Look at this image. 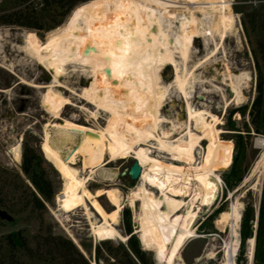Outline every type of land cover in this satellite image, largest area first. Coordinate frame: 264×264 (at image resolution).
Wrapping results in <instances>:
<instances>
[{
    "label": "rangeland",
    "instance_id": "1",
    "mask_svg": "<svg viewBox=\"0 0 264 264\" xmlns=\"http://www.w3.org/2000/svg\"><path fill=\"white\" fill-rule=\"evenodd\" d=\"M98 1L99 4L77 6V10L75 8L68 18L78 16L83 20L82 18L97 13L106 15L110 7L109 1ZM118 1L123 2L124 0ZM229 1L232 4L234 23L232 32H229L226 40L220 45L219 54L209 58L207 62L205 61L207 55L214 50L215 43L219 42L218 36H215V42L209 38V41H206L204 37L195 38L188 70L191 71L201 61L205 62L195 72L194 79H197L198 84H195L191 89L193 91L189 89L193 96V106L197 113L198 123H194L193 132L202 134L213 127L224 131L221 137L234 143L233 164H235H232L230 169L219 173L222 183L219 184L216 199L209 206H203L197 214L192 226L194 237L187 240L176 264H224L226 243L232 241L230 212L232 204L237 202L242 205L243 210L241 211L240 242L236 264H247L249 240H254L255 245L252 264H264V220L260 218L264 201V175L261 180L260 193L251 191V184L238 189L260 154V150L255 147V141L258 138H264V101L260 117L256 119L253 113V104L259 95L258 85L261 79L264 100V0ZM179 11L180 14H183L186 9L181 8ZM78 12L81 15H78ZM196 16L201 18L200 14H196ZM47 37L48 33L37 34L15 27L0 28V251L5 258L9 255L10 247L7 245L6 238L14 232H23L24 236L32 241L41 228L40 218H42L45 232L50 229L53 234L70 239L76 246L78 245L79 250L83 251L88 259L92 260L93 264L96 246L105 239L99 237L95 240L82 208L70 214L59 211L56 198L64 187V181L54 167L46 161L41 151V144L46 134L49 142L57 141L59 131L57 128L65 129L71 125L80 128L88 126L95 131L89 132L86 144L72 159L73 166L82 177H85L90 169L107 161V139L104 131L110 114L99 111L94 104L104 94L108 105L112 109L119 110L118 112L124 116V120L121 121L120 133L127 135L128 141L135 147L139 146L140 135L136 131L130 132L128 129L126 119L135 117L129 99L116 97L108 88L104 90L101 82L94 75V67L86 59H81L79 63L73 62L74 67L71 64V66H66L65 74L58 79L61 86L54 84L56 87L53 90L60 93L68 104L60 112L61 119H53L42 105L43 97L48 94L49 90L44 87L37 89L27 84L38 86L52 84L54 70L50 65L48 66L47 61L54 62L58 51L54 48L52 53L47 56L48 58L44 60L46 66H39L32 58L26 56V51H24L30 39L42 44L47 40ZM177 62L182 64L179 59ZM159 73L163 89L156 91L148 98V103L140 113L150 128H152L155 117L167 119L170 123L163 124L161 128L176 137L177 131L186 128L188 121L186 103L175 88L169 87L175 79L174 67H162L159 69ZM239 74L245 77V82L241 86L244 100L238 102L232 99L233 93L230 88L224 86V82L226 85L232 76ZM166 87H169V90L164 91ZM227 101H229L228 108H226ZM93 114L96 116L95 118ZM255 120L256 123H254ZM174 122L182 124L183 128L174 130L172 126L176 125ZM51 124L53 125L50 126ZM158 132L161 134L160 130ZM72 135V140L78 144L79 136ZM143 138L141 142L144 149L151 145L152 148L149 151L153 152L152 155L170 162V156L161 154L159 150L155 149L156 143L153 139H145L144 136ZM214 140V138H209L197 150V164L202 161V155L208 142ZM147 142H150V145ZM24 144L39 149L44 160L45 177L52 182L55 191L53 201L47 205V211L42 214V217H39V213H34L28 206L29 194L22 185L29 184L27 177L21 171ZM63 148L64 152H67L66 146ZM17 154L21 157L20 161L16 158ZM132 163V158L114 162L108 167V171L97 172L94 181L87 184L88 190L96 194L111 187L101 183L102 178L115 179L116 187H114L119 191L123 203V209L115 227L123 236H128L126 234L127 223L130 225L133 235L139 227L137 221L140 204L136 201L132 207L129 201V196L140 184L139 181H132L128 175ZM232 169L234 171L229 174ZM227 174L233 184L231 188L223 179V176ZM237 189L238 191L234 193L233 197H230L229 192H234ZM153 191L155 196H160L158 189ZM99 202L107 211L113 209L106 197L99 198ZM195 207L198 211L196 205ZM185 209L186 207L182 210L183 214L187 210ZM248 209L251 211L250 237L243 242L242 221ZM127 214L129 221H127ZM92 219L95 225L100 223V219L94 213ZM135 237L146 255L148 264H156L154 252L145 249L138 234ZM111 241L115 246L122 244L127 247L128 240L123 242L112 239Z\"/></svg>",
    "mask_w": 264,
    "mask_h": 264
},
{
    "label": "bare ground",
    "instance_id": "2",
    "mask_svg": "<svg viewBox=\"0 0 264 264\" xmlns=\"http://www.w3.org/2000/svg\"><path fill=\"white\" fill-rule=\"evenodd\" d=\"M108 1L110 7L106 15L97 13L93 16L88 15L82 18L83 20L78 16H72L59 28L50 31L44 43L35 42L34 39L28 41L24 50L26 56L32 58L39 66L47 65L44 60L54 48L58 51V55L54 62L47 61L48 66L50 65L54 70L51 85H27L49 90L43 97L42 105L53 119L59 120L60 112L66 108L68 102L60 93L53 90L56 87L54 84L61 86L58 79L65 74L66 66L86 59L94 67V75L101 82L104 90L108 88L116 97L129 99L135 117L126 119L127 125L130 132L139 133V146L135 147L128 141L127 135L120 133L124 116L118 112L119 110L112 109L108 105L104 94L94 104L99 111L110 114L104 131L107 139V161L90 169L85 177H82L73 166L72 159L86 144L89 132L95 131L88 126L80 128L71 125L65 129L57 128L59 130L57 141L49 142L46 134L41 144V151L46 161L64 181V187L56 198L59 211L70 214L82 208L95 240L100 237L110 241L118 239L126 242L128 236H123L115 227L123 209L121 196L115 188V179L108 180L101 177V183L111 187L96 194L88 190L87 184L94 181L97 172L108 171V167L114 162L127 158L136 161L141 168L137 180L140 184L129 196L132 207L136 201L140 204L137 221L139 227L135 233L139 235L145 249L154 252L156 264H176L187 240L194 237L192 226L197 214L203 206H209L216 199L219 184L222 183L219 173L230 169L233 164L234 143L221 137L224 131L213 127L202 134L195 130L193 132L194 123H198L193 96L189 89H193L194 85L198 84L197 79H194L195 72L205 62L201 61L191 71L188 70L195 38L204 37L206 41L210 39L215 42V36H218L219 42L215 43L214 50L207 55L205 61L219 54L221 43L226 40L233 27L232 4L229 0ZM86 4H99V1L83 3L84 6ZM181 8L186 9L183 14L179 13ZM196 14H200L201 18ZM90 44L94 46L93 49H89ZM90 50L94 54L86 55ZM177 59L182 64H178L180 62H177ZM109 60L111 63H108ZM169 66H173L175 70L174 82L169 87L175 88L182 95L188 118L186 128L184 126L183 130H181L183 125L180 123L174 122L176 125H172L174 130H181L175 131L176 137L161 128L163 124L170 123L167 119L155 117L150 128L140 113L148 103V98L163 89L159 69ZM244 80L245 77L239 74L232 76L226 85L223 81L224 86L231 89L233 100L239 102L243 99L241 86ZM169 87L164 88V91L169 90ZM228 107L229 101L226 103V108ZM93 116L96 117L94 114ZM72 134L79 136L78 144L72 140ZM141 134L145 139H153L156 143L155 149L161 154L170 156V162L152 155L153 152L149 151L152 148L150 142H147L150 146L144 149ZM209 138L215 140L208 142L202 161L197 164V150ZM63 146H66L67 152H64ZM255 147L260 150V154L238 189L251 184V191L260 193L264 175V138H258ZM16 158L19 160L21 157L17 154ZM155 189H158L160 196H155L153 191ZM238 189L234 192L230 191V197H233ZM103 196L113 207L111 211H107L99 202V198ZM189 199L190 201L187 202ZM185 207L187 210L185 209L186 212L183 214L182 210ZM242 210V205L238 202L232 204L230 212L232 241L226 243L224 264H236ZM93 213L100 219L98 225L93 223ZM254 246V240H249L250 264L253 261Z\"/></svg>",
    "mask_w": 264,
    "mask_h": 264
},
{
    "label": "trees",
    "instance_id": "3",
    "mask_svg": "<svg viewBox=\"0 0 264 264\" xmlns=\"http://www.w3.org/2000/svg\"><path fill=\"white\" fill-rule=\"evenodd\" d=\"M89 1L96 0H0V28L15 27L37 34H47L63 25L77 6ZM262 83L261 79L258 85L259 95L253 104L256 119L260 117L264 101ZM23 147L21 171L30 185H22L29 194L28 206L42 217L47 211V205L53 201L54 187L45 177L44 160L39 149L28 144ZM233 169L229 174H232ZM223 179L230 188L233 187L228 174L224 175ZM250 217L251 211L248 209L242 221L243 242L250 237ZM128 218L127 214V221ZM260 218L264 220V201ZM40 219L41 228L32 241L28 240L23 232H14L7 236L10 253L5 258L0 251V264H92V260L86 258L70 239L55 235L50 229L45 232L43 220ZM126 234L129 236L127 247L122 244L115 246L110 240L100 242L95 250L96 264H148L146 255L128 223Z\"/></svg>",
    "mask_w": 264,
    "mask_h": 264
},
{
    "label": "water",
    "instance_id": "4",
    "mask_svg": "<svg viewBox=\"0 0 264 264\" xmlns=\"http://www.w3.org/2000/svg\"><path fill=\"white\" fill-rule=\"evenodd\" d=\"M72 12H71V14H72ZM140 174H141V168L139 167V164L136 161H133L132 166L130 167L129 172H128L130 179L132 181H137ZM134 235H136V233H134ZM83 255L87 258V256L84 253H83ZM93 262L96 264L95 256L93 258Z\"/></svg>",
    "mask_w": 264,
    "mask_h": 264
},
{
    "label": "snow or ice",
    "instance_id": "5",
    "mask_svg": "<svg viewBox=\"0 0 264 264\" xmlns=\"http://www.w3.org/2000/svg\"><path fill=\"white\" fill-rule=\"evenodd\" d=\"M93 48H94V46L90 44V45H89V49H93ZM93 54H94V52L91 51V50L88 51V52L86 53V55H93ZM106 55H107V54H106ZM108 63H111V61L109 60ZM129 78H130V77H129Z\"/></svg>",
    "mask_w": 264,
    "mask_h": 264
},
{
    "label": "built area",
    "instance_id": "6",
    "mask_svg": "<svg viewBox=\"0 0 264 264\" xmlns=\"http://www.w3.org/2000/svg\"><path fill=\"white\" fill-rule=\"evenodd\" d=\"M247 259H248V260H247V261H248L247 264H250V259H249V257H248Z\"/></svg>",
    "mask_w": 264,
    "mask_h": 264
}]
</instances>
